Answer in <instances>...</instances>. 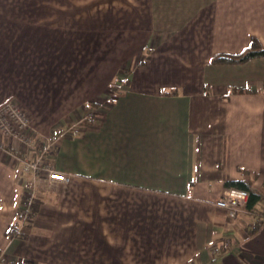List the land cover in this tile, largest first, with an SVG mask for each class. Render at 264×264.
<instances>
[{"label": "crops", "instance_id": "crops-1", "mask_svg": "<svg viewBox=\"0 0 264 264\" xmlns=\"http://www.w3.org/2000/svg\"><path fill=\"white\" fill-rule=\"evenodd\" d=\"M264 0H0V105L17 103L67 181L12 236L21 142L0 149V264H264ZM252 229V230H251Z\"/></svg>", "mask_w": 264, "mask_h": 264}, {"label": "built area", "instance_id": "built-area-1", "mask_svg": "<svg viewBox=\"0 0 264 264\" xmlns=\"http://www.w3.org/2000/svg\"><path fill=\"white\" fill-rule=\"evenodd\" d=\"M27 113L14 101L0 105V149H6L12 140L21 142L17 158L20 161V179L23 194L17 207V220L10 226L11 233H23L35 215L38 197H43L42 185L67 181L68 176L55 168L49 151L54 135L40 137L32 133ZM248 191L244 188L225 186L215 204L234 217L246 206ZM0 261L3 259L0 257Z\"/></svg>", "mask_w": 264, "mask_h": 264}, {"label": "trees", "instance_id": "trees-1", "mask_svg": "<svg viewBox=\"0 0 264 264\" xmlns=\"http://www.w3.org/2000/svg\"><path fill=\"white\" fill-rule=\"evenodd\" d=\"M264 55V47L260 45L256 38H252L248 47L244 48L237 53H216L210 62L212 63H241L249 60L250 58ZM250 179L231 180L226 181V186H233L237 188H244L248 191V199L246 208L251 211H257L256 204L264 199V189H257L252 185ZM260 216L264 215V211L260 212ZM252 230V229H251ZM12 236H21L23 233H11Z\"/></svg>", "mask_w": 264, "mask_h": 264}, {"label": "rangeland", "instance_id": "rangeland-1", "mask_svg": "<svg viewBox=\"0 0 264 264\" xmlns=\"http://www.w3.org/2000/svg\"><path fill=\"white\" fill-rule=\"evenodd\" d=\"M25 229H26V228H24V231H25ZM24 231H23V233H24Z\"/></svg>", "mask_w": 264, "mask_h": 264}]
</instances>
